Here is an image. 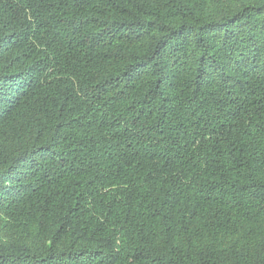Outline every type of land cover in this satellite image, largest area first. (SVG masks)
I'll use <instances>...</instances> for the list:
<instances>
[{
    "label": "trees",
    "instance_id": "obj_1",
    "mask_svg": "<svg viewBox=\"0 0 264 264\" xmlns=\"http://www.w3.org/2000/svg\"><path fill=\"white\" fill-rule=\"evenodd\" d=\"M0 264H264V0H0Z\"/></svg>",
    "mask_w": 264,
    "mask_h": 264
}]
</instances>
